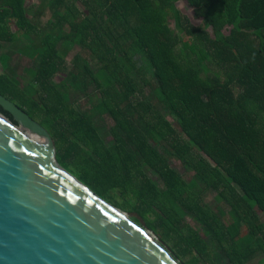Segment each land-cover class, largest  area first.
Wrapping results in <instances>:
<instances>
[{
  "label": "trees",
  "instance_id": "obj_1",
  "mask_svg": "<svg viewBox=\"0 0 264 264\" xmlns=\"http://www.w3.org/2000/svg\"><path fill=\"white\" fill-rule=\"evenodd\" d=\"M180 1L0 0V93L183 264L264 262V0Z\"/></svg>",
  "mask_w": 264,
  "mask_h": 264
},
{
  "label": "water",
  "instance_id": "obj_2",
  "mask_svg": "<svg viewBox=\"0 0 264 264\" xmlns=\"http://www.w3.org/2000/svg\"><path fill=\"white\" fill-rule=\"evenodd\" d=\"M0 106L15 120L0 113V264H181L64 166L46 127L1 93Z\"/></svg>",
  "mask_w": 264,
  "mask_h": 264
},
{
  "label": "rangeland",
  "instance_id": "obj_3",
  "mask_svg": "<svg viewBox=\"0 0 264 264\" xmlns=\"http://www.w3.org/2000/svg\"><path fill=\"white\" fill-rule=\"evenodd\" d=\"M27 1L28 3H34V2H38L39 0H27ZM178 8L184 13L185 16L190 18L196 26L205 25V22L203 20H199L198 18H196L195 11L193 8L190 7L187 0H181L180 3L178 4ZM6 52H8V54L12 56V60H11L9 68L6 70H4L0 65V73L6 74L12 80H14L15 82L21 85L25 84V81L23 80L25 76L24 73H25L26 67H29L31 65V60L28 58L22 57L19 54H16L14 49H8ZM74 53L75 51L71 53L69 58H71ZM59 80L60 78L57 79V81ZM0 113L2 112L0 111ZM172 166L173 168L179 171H182L181 164L178 161L173 160ZM214 197L215 195H210L208 198V201L211 203H214ZM228 221H229V218H228ZM261 260H262V257H259L256 260H254L253 263L254 264H264V262H261ZM179 262L183 264L182 261L179 260Z\"/></svg>",
  "mask_w": 264,
  "mask_h": 264
},
{
  "label": "bare ground",
  "instance_id": "obj_4",
  "mask_svg": "<svg viewBox=\"0 0 264 264\" xmlns=\"http://www.w3.org/2000/svg\"><path fill=\"white\" fill-rule=\"evenodd\" d=\"M34 139H36V140H38V141H40V142H44L41 138H39V137H37V136H34ZM154 240H156L157 241V239L154 237Z\"/></svg>",
  "mask_w": 264,
  "mask_h": 264
}]
</instances>
